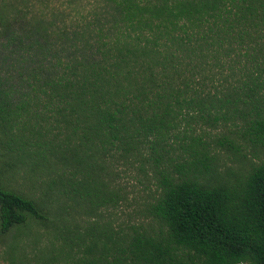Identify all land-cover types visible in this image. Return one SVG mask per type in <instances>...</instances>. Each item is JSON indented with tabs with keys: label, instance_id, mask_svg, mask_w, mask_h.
<instances>
[{
	"label": "trees",
	"instance_id": "1",
	"mask_svg": "<svg viewBox=\"0 0 264 264\" xmlns=\"http://www.w3.org/2000/svg\"><path fill=\"white\" fill-rule=\"evenodd\" d=\"M106 9L75 26L26 16L7 48L26 69V110L58 111L71 128L64 140L78 130L87 158L116 149L155 166L169 139L190 137L144 209L158 238L132 235L113 264H264V0H107ZM196 123L240 127L219 144L249 143L262 156L230 182L192 136ZM29 217L42 219L34 202L0 188V233Z\"/></svg>",
	"mask_w": 264,
	"mask_h": 264
},
{
	"label": "rangeland",
	"instance_id": "2",
	"mask_svg": "<svg viewBox=\"0 0 264 264\" xmlns=\"http://www.w3.org/2000/svg\"><path fill=\"white\" fill-rule=\"evenodd\" d=\"M106 4L0 0V188L32 200L42 217L0 233V264H113L120 255L116 248L132 235L158 238V226L144 209L158 193L163 168L190 137L169 139L172 149L158 151L162 160L155 166L148 156L122 158L116 149L86 152L87 158L78 130L64 140L71 128L65 130L58 111L41 104L26 110V69L8 56L11 33L26 30V16L75 26L86 16L104 14ZM241 129L228 123L191 125L192 136L210 157L207 162L230 182L262 156L249 143L219 144Z\"/></svg>",
	"mask_w": 264,
	"mask_h": 264
}]
</instances>
